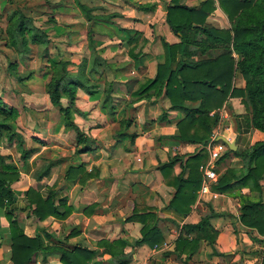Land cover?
Masks as SVG:
<instances>
[{"label": "crops", "instance_id": "obj_1", "mask_svg": "<svg viewBox=\"0 0 264 264\" xmlns=\"http://www.w3.org/2000/svg\"><path fill=\"white\" fill-rule=\"evenodd\" d=\"M72 1L74 4L70 6L52 9L57 20L52 27L54 34L62 36L66 43L64 60L75 65L88 58L94 48L111 66L106 78L113 81L115 102L118 103L110 114L102 106V94L77 91L72 121L89 141L86 148L78 152L84 146L78 145L75 132L65 127L62 114L51 104L47 93L40 111L34 108L22 111L18 105L5 102L18 111V131L24 136L21 147L16 143L7 147L0 140V154L8 156L7 162L19 171L18 181L11 185L17 196L12 208L16 210L14 217L19 229L29 237H40L44 246L81 247L95 251L91 264H116L115 259L97 245L102 240L125 242L123 250L128 257L127 264H261L264 236L241 223L239 198L216 191L217 196L212 197L211 193H201L199 189L188 215L175 211L171 203L176 190L165 180L160 171L161 164L178 158L172 173L166 172V176L169 181L180 174L187 178L189 171L183 167L186 159L205 150L207 163L208 151L203 145L173 138L178 122L185 115L181 111L169 110L170 102L164 93L160 97L152 95L140 100L131 96L142 82L155 76L156 66L164 56L163 41H178L165 21L166 7L171 0ZM77 1L91 8L92 16L105 17L106 20L87 19ZM202 1L181 0L180 3L195 7ZM73 10L82 18L73 21L69 13ZM57 13H62V19L68 23L60 24ZM222 15L216 5L207 23L215 28H228L230 25L225 24ZM107 16L111 18L108 20ZM137 33V41L128 43ZM130 51L140 52L139 58H132ZM48 80L49 77L45 78L43 83ZM235 85L241 88L244 82L237 77ZM32 93L40 97V93L32 88L17 96L23 99ZM125 100L128 105L123 103ZM61 102L64 107L69 105L66 98ZM165 111L166 117L162 118ZM218 112L219 122L214 130L218 138L223 136L234 142L235 151L246 149L252 138V128L243 116L245 107L241 97L228 98ZM129 116L132 121L127 127L122 120ZM131 135L136 137L130 138ZM23 150H34L26 161L20 156ZM49 161L54 162L49 176L37 181L35 173ZM205 164L200 168L202 175ZM242 166L243 160L232 154L214 163L219 175L227 168ZM69 168L77 172L70 173L71 177L67 178ZM260 184V199L264 204V179ZM30 187L43 197L54 190L56 203L64 201L71 213L65 219L50 216L43 221L37 220L27 206L25 193ZM241 194L252 199L257 196L247 188L242 189ZM134 211L139 215L157 216L154 224L153 220H148L147 224L160 231L164 240L159 246L146 243L133 246L141 238L144 226L138 219L129 220ZM211 211L215 216L210 217L209 222L217 232L214 243L200 240L191 254L190 246L186 251L177 250L179 238L195 239V234L187 232L185 226L197 224ZM68 235L70 237L65 240ZM11 255L9 223L5 209L0 207V264H13ZM31 264L62 263L59 254L39 253Z\"/></svg>", "mask_w": 264, "mask_h": 264}, {"label": "trees", "instance_id": "obj_2", "mask_svg": "<svg viewBox=\"0 0 264 264\" xmlns=\"http://www.w3.org/2000/svg\"><path fill=\"white\" fill-rule=\"evenodd\" d=\"M180 1L171 0L166 7L165 16L166 24L178 41H163L164 56L156 66L155 76L142 82L131 96L140 100L152 95L160 97L164 93L170 102L169 110L181 111L185 115L178 122L173 138L204 147L219 122L218 111L228 98L241 97L245 107L243 116L252 128L250 144L240 152L227 149L217 161H222L232 154L243 160V166L227 168L219 175L211 189L239 198L241 223L264 236V204L260 199V181L264 179V0H203L195 7L185 6ZM215 4L227 17L230 24L228 28H215L207 23L208 16L216 9ZM77 5L87 19L106 20L105 17L92 16V9L78 1ZM107 18L109 20L111 16ZM26 21H29V24ZM48 21L52 24L56 22L54 19ZM6 32L9 46L16 49L19 55L27 53L30 44L42 47L45 54L43 59L47 60L49 66V80L45 84L49 101L59 109L65 127L75 132L77 144L84 146L78 152L84 150L89 142L88 138L72 121L71 116L72 110H75L77 91L82 90L89 95L102 94V106L112 114L118 102H115L113 81L106 78L111 66L94 48L90 56L78 64L75 72L72 71L74 64L71 61L51 58L50 38L43 30L36 28L21 10H13L8 16ZM137 35L138 33L130 38L128 43L137 41ZM129 53L132 58H139L140 52ZM10 68L17 77L21 76L16 71L17 64L11 65ZM237 77L244 82L241 88L235 85ZM25 78L26 76H22L19 81L22 82ZM102 80L104 81L101 82ZM62 98L68 99V106L62 105ZM166 113H163L162 118L166 117ZM18 115L15 108L7 106L0 98V140L7 147H11L13 143L20 147L23 144V137L17 132ZM131 121L129 116L123 119L122 123L129 127ZM135 137L136 135L130 136ZM33 152L34 150H23L21 159L26 161ZM207 158L205 150L189 156L183 166L189 171L187 178L180 174L171 181L168 180L166 172L172 173L178 158H172L160 166L165 180L176 190L171 205L184 216L190 212V207L197 197V190L201 187L200 168ZM7 159L8 156L0 154V207L5 209V217L9 223L13 264L34 263L39 253L59 254L62 264H91L95 251L81 247L68 249L60 245L44 246L40 237H29L19 229L17 218L14 217L16 210L12 208L17 196L11 185L18 181L20 176L18 168L7 162ZM53 165V161L45 163L35 173V179L40 181L48 177ZM76 172V169L69 168L67 178L71 177L70 173ZM244 188L257 196L252 199L242 195L241 190ZM25 196L31 215L39 221L50 216L65 219L71 213V208L64 201L56 203L54 190L43 197L36 189L29 188ZM212 216H215L213 211L203 216L197 224L186 225L185 229L187 232H193L195 239L189 241L179 238L176 242L177 250L186 251L190 246L191 254L200 240L213 244L217 232L209 222ZM130 219H138L144 223L141 238L136 240L133 246L146 243L153 247L163 242L160 231L154 225L147 224L148 220H153V224L157 221L155 214L139 215V212L134 211ZM68 237L70 235L66 236L65 240ZM97 245L111 255L116 264L128 263V257L123 250L125 242L102 240ZM261 264H264V256Z\"/></svg>", "mask_w": 264, "mask_h": 264}, {"label": "rangeland", "instance_id": "obj_3", "mask_svg": "<svg viewBox=\"0 0 264 264\" xmlns=\"http://www.w3.org/2000/svg\"><path fill=\"white\" fill-rule=\"evenodd\" d=\"M81 1L84 2L85 0ZM72 4H74L72 0H0V96L5 99L4 101L1 98L4 102H8L11 105H18L22 111H25V108H34L35 110L40 111V108L45 105L43 97L45 98V84L48 81L45 83L43 82L45 81V78L49 77V66L47 60L43 59L45 54L43 53L41 46L39 47L30 44V50L23 55H19L16 52V49L9 46L8 35L6 32L8 28V16L12 14L13 10H21L31 19V23L36 28L43 30L50 38L52 44L49 46V56L53 59H64L63 50H65L64 45L66 44L64 38L60 35L54 34V28L52 27L55 24H52L48 20L54 19L57 22L56 18L53 17L54 12L52 11L55 6H70ZM69 13L73 21L82 18L80 13L76 10L70 11ZM57 14L56 17L60 16L58 19L60 24H63L64 22L68 23L64 18L62 19V13ZM223 15L222 19L225 21V24L229 26L230 24L227 17H224ZM64 16L69 20L66 15ZM26 23L29 24V21H26ZM56 27H58L57 24ZM79 63L72 66V71H76ZM13 64H17L16 71L21 76L17 77L10 68ZM22 76H26V78L20 82L19 78ZM27 80L31 81L27 82ZM30 88H32L34 92L38 91L40 97L34 96L33 93L23 99L21 96H17V94L20 95L22 93H27ZM123 103L126 105L128 100H125ZM7 106L9 105L7 104ZM22 122H24L23 119ZM17 132L21 135V132L18 130Z\"/></svg>", "mask_w": 264, "mask_h": 264}, {"label": "built area", "instance_id": "obj_4", "mask_svg": "<svg viewBox=\"0 0 264 264\" xmlns=\"http://www.w3.org/2000/svg\"><path fill=\"white\" fill-rule=\"evenodd\" d=\"M205 148L209 154V161L203 167L200 192L211 193L212 197H216V192H212L211 189V186L217 182L219 177V173L215 170L214 163L221 157V155L228 149V147L218 138L217 133L214 132Z\"/></svg>", "mask_w": 264, "mask_h": 264}, {"label": "water", "instance_id": "obj_5", "mask_svg": "<svg viewBox=\"0 0 264 264\" xmlns=\"http://www.w3.org/2000/svg\"><path fill=\"white\" fill-rule=\"evenodd\" d=\"M220 140L227 145L229 151L233 152L236 150V146H235L234 142L229 141L227 138H225L223 136L220 137Z\"/></svg>", "mask_w": 264, "mask_h": 264}]
</instances>
